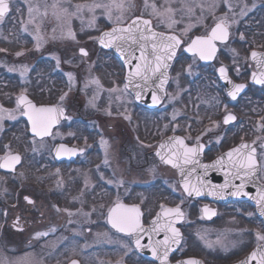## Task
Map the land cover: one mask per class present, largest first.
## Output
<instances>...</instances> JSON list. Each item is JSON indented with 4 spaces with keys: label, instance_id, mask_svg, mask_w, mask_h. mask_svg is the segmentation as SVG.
<instances>
[{
    "label": "flooded vegetation",
    "instance_id": "1",
    "mask_svg": "<svg viewBox=\"0 0 264 264\" xmlns=\"http://www.w3.org/2000/svg\"><path fill=\"white\" fill-rule=\"evenodd\" d=\"M89 1L71 0V3ZM26 3L22 5L23 1L20 0L17 8L15 0H11L12 11L4 22L0 23L2 26L7 24L14 35L10 39L11 46L4 45L8 49H0V60L10 59L14 63L12 65H15L14 68H10L7 61L0 64V87H3L0 89V102L7 109H10V106L17 108V100L23 94L36 106L52 105L64 111L62 118L52 128L51 136L41 138L32 134L29 121L24 115H21L17 121L5 119L3 126L0 127V153H3L1 158L9 154H18L21 157L14 171L0 168V255L8 257L21 253L24 256L32 250H38L42 258L39 260L41 264H71L73 260L78 261V264H96V255L101 250L100 246L104 249L110 248L105 240H98L97 243L96 233L103 230H111L119 236L130 239L134 246L133 236L118 232L109 223L108 210L114 206L117 198L126 205H137L142 212V223L145 226H148L162 211L161 206L163 209L180 207L184 215L177 226L182 231V241L170 257L172 262L194 257L203 260L205 264H229L243 258L256 245L263 243L264 241L257 240V233L264 234V218L258 214L255 201L248 199L222 202L190 197L180 184L178 170L171 164L163 162L157 152L164 139L177 135L183 137L189 147L204 145L201 151L203 163L213 161L225 151L244 142L250 144L255 142L257 158L260 159L262 151L258 146L257 137H264V130H260V126L264 124L262 119L264 118V84L252 80L253 73H259L260 78V72L257 69V62L252 60L251 52L264 51V48L251 49L247 68L238 66L240 71L235 75L231 67L220 60L223 57L224 44H220L215 60L210 63H204L198 56L187 54L184 50L185 45L195 35H207L212 27L208 31L195 33L187 40L180 36L183 44L179 47L169 70L170 80L163 101L155 107L145 106L140 104L126 87L135 100V108L129 109L127 114L124 112L125 116L122 117L120 125L113 126L109 113H117L120 110L112 109L111 98L115 99V97L104 94L100 99L101 106L96 110H86L85 104L80 100L82 98L80 89L71 96L67 94L69 86L74 83L82 85V78L78 73L81 67L73 63H65L63 49H31L33 40L30 33L27 39L29 42L27 47L30 49L15 47L16 31L25 29L29 24ZM134 16L139 14L131 18ZM100 17L96 22L103 25L104 20H99ZM131 18L125 22H130ZM152 24L158 31L173 33V31L161 30L153 20ZM111 26L104 24L98 33V38L101 32L110 29ZM71 28L75 37L87 36V29L83 25L79 26L74 19ZM27 32L24 30L25 34ZM231 36L232 31L230 39ZM242 37L244 38L243 34ZM98 47V49L82 47L87 50V56L81 55V48L76 49L77 57L85 59L90 65L91 74L101 85L109 87L113 83H120L125 86L127 68L123 60L114 50L104 49L99 45ZM52 50L55 51L54 56L49 54ZM17 53L21 54L17 55ZM179 56L196 59L202 69L214 67L216 82L233 104L232 109L222 116L223 119L221 118L224 130L216 141L213 139L217 132L209 129L206 135L203 132L212 124L214 118L213 114L207 112L199 114L202 120L199 127L195 115L188 118L186 131L169 129L164 135L159 134L162 117L165 119L162 123L185 128L184 121L188 113L176 116L170 110V104L164 106ZM57 58L60 61L59 66H57ZM223 64L227 66L235 82L246 84L245 92L236 99L229 96L225 85L218 77V67ZM18 65H26L28 69L23 77L16 69ZM198 78H194L192 82L197 81ZM20 86L27 88L19 91ZM4 87H7L6 90ZM5 92L12 93L10 103L5 101ZM62 96L63 100H61ZM228 114L234 115L236 119L225 124L223 121ZM255 122H259V126H255ZM23 137L26 138L27 147L19 146ZM197 137L200 139L197 140ZM102 139L108 142L107 164L104 162L105 147L101 144ZM61 145L75 152H65L62 149L60 154H57V149ZM118 160L119 163L122 160L126 166H130L132 174L117 176L112 166L116 165ZM158 163L176 173L179 191L173 185L165 187L162 182L160 183L162 179L155 175L154 171L143 173L142 169L150 165L158 166ZM259 179L264 183V171L259 172ZM152 191L163 192L160 202L156 201L154 193L151 194ZM25 197L32 203H29ZM178 199H181V203H177ZM247 207V212H251L250 221L245 229L250 235L248 245H246L247 239L242 237L235 249L231 252L226 251L229 256H220L211 247L204 249L205 247L195 239L190 240L191 227L217 226L218 229L228 217L244 219ZM254 221L260 225L259 232H256ZM37 233H47V235L37 237ZM77 242L83 252L63 256V248ZM137 253L142 264H159L138 251ZM102 257L105 264H112L110 259ZM123 259V261L128 260L127 257ZM31 261L29 256L23 263L31 264ZM113 264L118 263L115 261Z\"/></svg>",
    "mask_w": 264,
    "mask_h": 264
},
{
    "label": "rangeland",
    "instance_id": "2",
    "mask_svg": "<svg viewBox=\"0 0 264 264\" xmlns=\"http://www.w3.org/2000/svg\"><path fill=\"white\" fill-rule=\"evenodd\" d=\"M20 0H15L16 6L18 8ZM24 2H27L28 5L29 0H21ZM38 0H31V3L35 4ZM49 3L52 2V0H48ZM90 2V1H89ZM155 2L158 5L162 3V0H149V3ZM192 2L195 5H203V11L201 8L196 7L194 14L192 16H181V14L178 12L175 19L179 21L174 26V31L181 37H183L185 40L190 39L195 33L202 32L204 30L208 31L215 23L219 22L218 18H224L227 17V24L229 25V28L232 31L231 39L222 45L224 51H223V57L222 62L225 63L227 66L231 67L234 74H239L238 66H241L242 68H247L248 64L250 63L249 59V52L251 49L256 48L259 49L260 47L256 44V39L252 40V42L245 43L244 38L242 37V33H239L238 30L240 29V25L246 26L251 21H255L250 19L249 21H246L245 16L251 15L254 11V18L256 29H254V25L251 26V32L253 34L259 35L264 39V1L263 0H192ZM76 3V2H75ZM75 3H71L72 5H75ZM133 3L135 5L134 8L130 9L129 11L125 12L124 19L127 20L128 18H131L133 15L136 14H143L144 17L151 18L155 25L158 26L161 30L164 31H173V29H169L166 26L165 23H161L159 18L152 17L149 15L151 12V9H145L144 3L145 0H133ZM215 3L216 7L213 8L211 11H209V5ZM21 4V2H20ZM77 4V3H76ZM229 4L231 5V9H229ZM174 7L179 8L180 3L179 0H176V2L173 4ZM72 10V9H70ZM244 13L241 15V13ZM97 19L104 20L103 25H110L109 21L106 19L104 15L101 14V12L98 10L96 13ZM22 17V16H21ZM76 20L79 24V26L83 25L85 29H87V36H82L81 38L75 37V39L69 37L66 35L68 25L67 24H59L57 23L54 18L51 16V10H49V16L44 19L42 22L39 18L36 19V21L32 24H28V32L25 34L24 29L21 31H16L17 37V43L15 44V47L20 49H30L28 48L29 42H27V39L29 38V33L32 41V48L31 49H37L36 47V35H37V25H39V35L42 37L43 43L42 46L39 49H63V55L65 63H73L75 66L78 65L81 67L78 71L80 74V77L82 78V85H78L74 83L72 86H69L67 88V94L69 96L73 95L80 89V93L82 94V98H80L81 102L85 104L86 110H96L98 106H101L102 104L100 99L104 94L110 95L112 97H115V99L111 98L112 100V109H120L117 113L111 112L110 115V122L113 126L120 125L121 119L123 116H125V113L127 114V111L131 108H135V100L133 97L130 96L128 93L126 87L123 84L120 83H113L112 85H109V87L101 85L100 83H94L96 78L93 77V75L90 72V65L86 63L84 58L77 57L76 49H80L82 47H85L87 49H98V33L100 29L102 28V24H97L95 21V24L92 27L88 26V22L91 19V14L85 12L83 14V23L81 19L79 18H72L71 22ZM96 19V20H97ZM9 20V19H8ZM7 20V21H8ZM29 20V18H28ZM251 24V23H250ZM7 25V24H6ZM2 26L0 24V49H8L6 46H11L10 39L14 35H12V29L7 26ZM188 25H192L190 31L187 34L183 33V29L187 27ZM53 28L56 29L55 32H53ZM253 29V30H252ZM234 32V33H233ZM82 33V32H81ZM25 34V35H24ZM253 37V35H251ZM24 42H26L24 44ZM6 45V46H4ZM25 45V46H24ZM9 46V47H10ZM53 52L54 50L49 53L50 55L54 56ZM74 57V58H73ZM77 57V60L74 61V59ZM4 59V58H3ZM1 59V62L7 61L9 64L8 66L10 68H14L15 65L13 62L10 61V59ZM178 64L176 65V70L173 72V78L172 83L169 90V95L167 97V101L165 103V107L170 104V110L174 112V115L179 116L181 114H186L187 117L185 119V128L169 125L166 123H162V121H165V119L161 118V125H160V136L164 135L165 132L170 130H181L186 131L187 128V121L188 118L194 117L196 115V121L198 122V127L201 124L202 120L200 119V113L207 112L214 115V118L212 119V124L204 129V134L206 135L208 129H211L213 132H217L218 134L214 137V141L218 140V137L220 136L222 130H224V124L222 123L221 118L226 112H229L233 107V104L228 99L225 93L222 92V89L219 87V84L215 80L214 73V67L213 68H200L197 60L194 58H186L179 56ZM217 63H220L217 61ZM78 67V68H79ZM26 68V65H18L16 66V69L19 73L24 74V69ZM190 68V70H189ZM21 70V71H20ZM201 75V76H199ZM23 77V75H22ZM196 77H199L197 81L192 82V80ZM3 87H0V89ZM5 90L7 87H4ZM27 88L26 86H20L18 88L19 91ZM190 89V90H189ZM105 91L107 93H105ZM5 101L10 103V98H12V93L5 92ZM185 95V96H184ZM0 106H2V102H0ZM226 106V107H225ZM4 109H7L6 107L2 106ZM10 109H7L9 111H12L15 115V119L12 120H18L20 119V112L17 110V108L10 106ZM112 111V110H110ZM125 112V113H124ZM163 116V115H162ZM245 123V122H244ZM259 122H255V126H259ZM218 125V126H217ZM115 133V131H114ZM26 138L23 137L21 140V144L19 146L24 147L26 144ZM117 142V141H116ZM32 144V143H31ZM32 146V145H31ZM27 147V145L25 146ZM27 148H25L26 151ZM3 152V151H2ZM3 156V153H0V158ZM117 164H113V171L117 173V176H126L132 174L130 166H126L125 162L122 160H119L116 162ZM144 174H147V172H155V175H158L160 177V183L162 182L163 185L166 186H175L177 191L180 190L179 184L176 178V173L167 168L166 166L162 165L161 163H158V166L156 165H150L148 168L142 169ZM122 177V176H121ZM124 179V178H121ZM125 181V179L123 180ZM154 192L152 191L151 194ZM154 197H156V201H161L163 198V192L162 191H156L154 193ZM181 199H178L177 203L180 202ZM248 207L245 210L244 213V219H238V218H229L225 220V222L217 229V226H209L204 227L200 225H196L195 227L190 228V240L195 239L199 244L204 246V249H209L211 247L214 249L220 256H229L226 251H232V249H235L237 246V243L239 240L246 238L247 243L249 244L250 241V235L245 230L247 229V225L250 221L251 212H247ZM233 216V214H232ZM255 222V226L257 227L256 232H259L260 225L259 223ZM246 227V228H245ZM105 231V232H104ZM109 232V233H108ZM97 243H99L98 240H105L107 244L110 245V248L104 249L103 246H100V252L96 255V264H105L103 262V257L105 256L106 259H110L112 261V264L116 261L118 264H142V262L138 259V253L134 249V246L132 245V242L130 239L128 240L125 237L119 236L114 231H97ZM8 235V234H7ZM103 242H101V245ZM219 244V245H218ZM8 245V244H7ZM219 246L220 248H216ZM208 247V248H207ZM82 247L79 244V242L70 245L65 246L63 248L62 254L65 255H71L72 254H78L82 253ZM231 254V253H229ZM31 258V264H41L39 262L40 259V253L38 250H32L29 252V254H23L19 253L15 256H4L3 254L0 255V264H21L24 262V260L29 257ZM101 256V258H100ZM124 257H127L128 260L123 261ZM99 260V261H97ZM24 264V263H23Z\"/></svg>",
    "mask_w": 264,
    "mask_h": 264
},
{
    "label": "snow or ice",
    "instance_id": "3",
    "mask_svg": "<svg viewBox=\"0 0 264 264\" xmlns=\"http://www.w3.org/2000/svg\"><path fill=\"white\" fill-rule=\"evenodd\" d=\"M176 0H162L159 5L155 2L149 3V0H145L144 8L151 9L150 16L160 19L161 23L166 22V26L169 29H173L172 34H166L154 30L152 20L145 18L143 14L134 16L130 19V22H125L124 14L135 5L133 0H90V2L71 4V0H52L51 3L48 0H38L37 3H28V23L32 24L37 18L41 22L49 16V10H51V16L59 24H67L66 35L75 39V34L71 28V19L79 18L83 23V14L85 12L91 14V19L88 22V26L92 27L97 19L96 13L99 10L102 15L106 17L109 23L112 25L109 31H105L98 38L99 43L104 47H111L116 44L118 51L124 50V45L128 46V52L126 54L127 62L131 65L133 59L139 61L134 65V71L129 72L128 79L131 81L135 78H139L140 81L145 84L159 73L160 87L166 83L168 76L167 71L170 67L169 62L172 61L176 55L177 49L182 44V39L179 35L174 33V26L179 23L175 19L179 12L181 16H192L195 8L199 7L203 11V5H195L192 0H179L180 7H174L173 4ZM216 7L213 3L209 5V11ZM72 9V10H70ZM229 9L231 5L229 4ZM12 11L11 0H0V23L10 15ZM244 13L242 12L241 15ZM215 26L211 29L210 35L197 36L192 39L188 44L186 51L191 52L193 56H199L200 59H211L216 52V41L226 42L229 37V25L227 24V17L218 18ZM192 25H188L183 29V33L187 34ZM25 31L28 30L27 25ZM56 29L53 28V32ZM36 47L39 49L42 46L43 40L39 35V25H37ZM139 51V56L135 55V51ZM150 50V53H149ZM80 53L82 56H87L86 49L81 48ZM21 53H17L20 55ZM251 56L254 60L257 59V52L253 51ZM59 58H57V66H59ZM258 66L260 68V78L257 79L255 73H253V79L260 84H264V56L258 60ZM190 70V68H189ZM28 69L25 68L24 72ZM221 75L227 79L226 69L221 67L219 69ZM23 75V73H22ZM71 78V74H69ZM99 83L98 80L93 81ZM140 85H137L139 87ZM127 87V85H125ZM245 88L243 84H234L233 90L228 94L232 99H236L239 92ZM137 98H140V93L137 92ZM64 97H61L63 100ZM157 101V97L153 96V102ZM226 107V106H225ZM17 110L21 115H26L31 122V132L38 137L51 136L52 128L59 122V117L63 115V109L57 106H36L33 104L26 95H21L17 100ZM5 119H15V115L12 111L4 109L0 106V127L3 126ZM175 119V116L173 117ZM236 117L232 114L225 116L224 123L227 124L230 121H234ZM264 119V118H262ZM218 126V125H217ZM260 130H264V124L260 126ZM211 131V129H209ZM200 138L197 137V140ZM259 141V148L262 151L260 159L257 158V146L255 142L253 144L241 143L238 147L231 149L229 152L218 158L212 165H203L205 170L208 168L223 169L225 165L228 168V172L225 173V184L221 188H227L231 185L232 180L240 179L242 182L239 185H233L236 191L233 195H239L243 193L245 186V177L256 176L258 172L264 171V137H257ZM101 144L105 147V164L108 163L107 148L108 142L101 140ZM162 149L167 148L168 153L162 154L157 152L160 159L171 164L173 167L180 168L181 176L185 175L183 165L193 163L194 158L199 152L203 151L204 145L198 144L195 147H189L185 143L183 137H171L165 144H161ZM65 152H75L73 149H67L64 145H61L57 149V154H60L61 150ZM21 157L18 154H9L3 158H0V168L15 170V165L18 164ZM183 161V165L179 163ZM194 171V169H193ZM191 173H188L190 175ZM111 183V181H109ZM123 182L121 181V184ZM185 191L188 195L195 193L200 195V189L197 187H190L189 180L183 181ZM247 195V193H243ZM26 200L29 198L25 197ZM257 203L260 205L261 215H264V187H261L260 191L255 197ZM29 203H32L29 200ZM162 213L158 214L157 218L152 221V227L145 229L141 222L142 212L137 205H126L122 203L119 198L114 203V206L108 210V220L111 226L118 232L126 233L130 236H135V244L139 247H145L141 245L142 234L155 233L163 231L165 233L162 241H153L152 235H149V247H152L153 255L161 261V264H167L169 252L172 250V245H178L180 242L179 229L175 228L174 223L183 217L184 213L180 207L163 209ZM67 211V210H65ZM205 211H208L205 209ZM71 215V213H69ZM168 217L163 223H160V217ZM47 233H37V237L45 236ZM257 240L264 241V234L257 233ZM251 260H257L258 264H264V244H259L257 250L251 254ZM71 264H78V261L73 260ZM184 264H200L195 259H190ZM242 264H249V261L242 262Z\"/></svg>",
    "mask_w": 264,
    "mask_h": 264
},
{
    "label": "water",
    "instance_id": "4",
    "mask_svg": "<svg viewBox=\"0 0 264 264\" xmlns=\"http://www.w3.org/2000/svg\"><path fill=\"white\" fill-rule=\"evenodd\" d=\"M109 30H106V31H109ZM154 30H156V29H154ZM156 31H158V30H156ZM103 32H105V31H103ZM159 32H161V31H159ZM102 33L100 34V36L102 35ZM164 33H166V32H164ZM210 33H211V30H210V32L207 35H210ZM229 33H230V30H229ZM166 34H172V33H166ZM207 35H205V36H207ZM195 37H197V36H195ZM195 37L193 39H195ZM229 37H230V34H229ZM229 37H228V40H229ZM226 42L216 41L215 45H216V49L217 50H216L215 54L213 55V57L211 59H206V60L200 59V60L202 62H204V63L213 62L215 60V57H216V55L218 53V50H219V43H226ZM98 44H99V46H101L104 49L114 50L116 52V54L123 60V62L126 65V68H127V72H126V85H127V88H128V90L130 92H132L134 94L136 100L140 104H143V105L149 106V107H155V106H158L163 101V99L165 97V93H166V87H167V85L169 83V80H170L169 70H170V68L172 66V63H173L174 59L169 62L170 67H169V69L167 71L168 79H167L166 83L163 85V87L161 88L160 87L159 73H157L156 76L152 77V79L149 80L146 84H145V82L140 81L139 78H135V79H133L131 81L128 79L129 72H132V71L135 70L134 69V65L136 63H139V61L136 60V59H133L132 62H131V65L127 62L126 54H127L128 50H129L127 45H124V50L123 51H118L115 43L111 47H104L102 44L99 43V41H98ZM188 44L185 46L184 50H185V52L187 54H191L192 55L191 52L186 51V48H187ZM177 51H178V49H177ZM177 51H176V54H177ZM253 51L257 52L258 54H261V56H258L256 60H254L252 58L253 61L257 62V69L260 72V68L258 66V60H260L261 57L264 56V51H260V50H253ZM149 53H150V50H149ZM135 55L139 56V51L138 50L135 51ZM221 67H224L226 69L227 79H225V77L223 75H221V73L219 71V69ZM217 73H218V77L220 78L222 83L225 85L227 93H229L230 91L233 90V85L234 84H239V83L235 82L234 79L231 77V75L229 73V70H228L226 65H224V64L220 65L218 67V72ZM255 74H256L257 78H259V76H258L259 73H255ZM252 80L255 81L253 79V77H252ZM137 85H140V86L137 87ZM243 85H245V88L241 92L238 93L236 98H238L243 92H245L246 84H243ZM137 92L140 93V98L139 99L137 98ZM154 95L157 97V101L155 103L153 102V96ZM32 103L35 104L34 102H32ZM41 106H45V105H41ZM49 106H52V105H47L46 107H49ZM38 107H40V106H38ZM24 117L28 120V117L26 115H24ZM60 118H62V117L60 116L59 119ZM29 124H30V128H31V122L30 121H29ZM171 137H174V136L167 137L166 139H164L161 142V144H165L169 140V138H171ZM175 137H181V136L175 135ZM244 143H247V142H244ZM247 144H250V143H247ZM238 146H236V147H238ZM236 147H234V148H236ZM231 149H233V148H231ZM231 149L225 151L220 156H218L216 159H214L213 161L208 162V163H203L201 152H199L198 155L194 158V162L193 163H189V164L183 165V161H179V163L183 165V168H184V171H185V175L181 176L180 168H178V167H175V168L178 170L180 184H181L183 190L185 191L184 183H183V181L185 179L189 180L190 187L194 186V187H197V188L200 189V193H201L200 195H196L195 193H193L192 195H188L187 191H185L188 196H190V197L208 198V199H211V200L222 201V202L231 201V200H248V199H250V200H253V201H255L257 203L255 197H257V194L260 191L261 187H264V183H262L260 181V179H259V172L257 173L256 176H252L250 178L249 177H245V180H244L245 186H244V189H243V193H247V195H244L243 193H241L239 195H233V193L236 191V188L233 185H239V184H241L242 181L240 179H234V180H232L231 185L229 187L221 188V186L225 184V173L228 172V168H227L226 165H225V167L223 169L211 168L210 167L207 170H205V168L203 167V165H212V164H214V162L218 158H220L221 156H223L224 154L229 152ZM158 152H160L162 154H167L168 153V149L167 148L162 149L159 146V151ZM12 155H15V154H12ZM193 169H194V171H193ZM7 170H9V169H7ZM188 173H191V174L188 175ZM257 210H258V214L262 218H264V215H261V209H260V205L258 203H257ZM160 213H162V211ZM160 213H158V214H160ZM158 214L151 220V222H150V224L148 226H144L143 223H142L143 227L145 229H150L153 226L152 225V221L157 218ZM182 218H180L178 221H175V223H174L175 228L179 229L177 227V223L180 220H182ZM167 219H168V217H164V216L161 215L160 223H163ZM141 222H142V217H141ZM179 232H180V242H181L182 234H181L180 229H179ZM149 235H152L153 241H156V240L162 241L164 239L165 233L163 231H161L158 234H155V233L142 234L143 238L141 239V245H144L145 247H139V248L135 244V236L133 235L134 245L137 248V250L140 252L141 255L145 256L146 258L155 260L159 264H161V261L158 260L157 257L153 255L152 247L147 246L150 243ZM180 242H179L178 245H172V250L169 252V255H168L167 264H184V262H186V261H188L190 259H195V260L199 261L200 264H205L203 262V260H201L199 258H194V257L184 258V259H180V260H177L175 262H172L170 260V257L174 253V251L177 249V247L180 245ZM261 244H264V243H261ZM257 246L248 255H246L244 258H242V259H240V260H238L236 262H233L231 264H242V262H245V261H249V264H258L257 260H251V254L254 251L257 250Z\"/></svg>",
    "mask_w": 264,
    "mask_h": 264
},
{
    "label": "trees",
    "instance_id": "5",
    "mask_svg": "<svg viewBox=\"0 0 264 264\" xmlns=\"http://www.w3.org/2000/svg\"><path fill=\"white\" fill-rule=\"evenodd\" d=\"M255 12V11H254ZM254 12L251 14V15H249V16H247L245 19H246V21H249L250 19H252V20H255L256 21V19L254 18ZM255 21H251L249 24H247L246 26H242V25H240V29L238 30V32L239 33H242L244 36H245V43H247L248 44V42H252V40H255L256 39V41L255 42H257L256 44L260 47V48H264V39L260 36L259 37V35H257V34H253L252 32H251V26H253L254 25V29H256V26H255ZM253 30V29H252ZM251 35H253V37H251Z\"/></svg>",
    "mask_w": 264,
    "mask_h": 264
}]
</instances>
